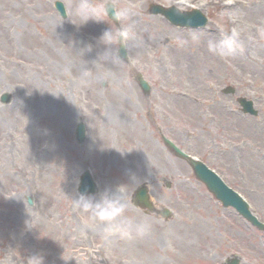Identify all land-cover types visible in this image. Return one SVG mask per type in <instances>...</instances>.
I'll use <instances>...</instances> for the list:
<instances>
[{
	"label": "rangeland",
	"instance_id": "obj_1",
	"mask_svg": "<svg viewBox=\"0 0 264 264\" xmlns=\"http://www.w3.org/2000/svg\"><path fill=\"white\" fill-rule=\"evenodd\" d=\"M55 1L0 0V96L8 95L7 103L0 102V264H31L34 255L43 264H143L147 256L149 264H221L232 254L264 264V235L255 228L260 236H253L233 209L222 208L161 139L201 159L264 221V0H113L134 9L131 22L144 41L131 44L128 60L116 64L97 56L103 47L98 38L118 23L104 17L77 27L58 15ZM60 1L69 16L76 0ZM151 3L199 8L209 22L181 30L148 14ZM159 27L165 29L160 38ZM233 30L240 43L234 56L208 50L209 38ZM193 32L202 34L199 42ZM87 45L91 52H83ZM138 72L148 93L134 78ZM227 86L235 93H223ZM238 96L252 100L258 114L240 112ZM79 121L86 133L82 144L75 141ZM139 126L154 154L129 152L127 130ZM84 170L98 191L123 185L124 219L150 225L144 238L151 252L131 254L126 237L74 208ZM132 174L151 185L131 184ZM141 185L155 206L172 212L170 218L130 202ZM177 224L200 226L198 235L187 230L195 254L184 256L165 232Z\"/></svg>",
	"mask_w": 264,
	"mask_h": 264
},
{
	"label": "clouds",
	"instance_id": "obj_2",
	"mask_svg": "<svg viewBox=\"0 0 264 264\" xmlns=\"http://www.w3.org/2000/svg\"><path fill=\"white\" fill-rule=\"evenodd\" d=\"M176 14L182 15L183 12L177 11ZM134 15L135 12L132 7L127 5L118 7L113 0H100L99 3H93V0H76V3L71 6L70 15L66 18L77 27L85 25L90 20L94 22L105 21L104 17L110 19L113 25V22L118 23L119 27H109L98 38L103 47L97 56V61L101 63L116 64L123 63L119 56V47L122 46L128 50L131 44L139 47L144 43L141 34L135 30V26L131 22ZM121 22L128 23L121 27ZM185 23L190 24L191 21L186 20ZM201 38L200 32H193V41L199 42ZM207 47L211 53L220 57L234 56L240 49L239 33L233 30L222 35L219 39L209 38ZM82 50L83 52H91L92 46L87 45ZM130 179L131 184L145 183L151 185L146 180L141 181L134 174L130 176ZM122 189L123 185L116 186L114 190L104 188L95 194L86 191L78 192L72 198V203L76 210L86 214L92 221L104 225L108 233L116 232L126 238L146 234L150 230L148 223H133L124 219L128 206V196ZM29 259L31 264H43V257L40 255L31 256Z\"/></svg>",
	"mask_w": 264,
	"mask_h": 264
},
{
	"label": "water",
	"instance_id": "obj_3",
	"mask_svg": "<svg viewBox=\"0 0 264 264\" xmlns=\"http://www.w3.org/2000/svg\"><path fill=\"white\" fill-rule=\"evenodd\" d=\"M60 1H55L54 5L61 14L62 17H65V11L64 6L61 4ZM149 11L152 14H162L167 20H169L172 24L178 25V26H184V27H203L207 20L204 18V16L198 11L193 10L191 12H183L182 15H177L176 12L178 11L175 9V7H169L164 8L162 6L159 7V5L151 4L149 7ZM111 16V13H109ZM186 20H190L191 23L187 24L185 23ZM124 48L121 46L119 47V55L121 58H125L126 54ZM138 82L141 88L144 92H147L149 90V86L144 81L141 76H138ZM234 89L228 87L224 90L225 93H233ZM0 102L6 103L8 101V95L2 94L0 97ZM238 103L240 104L242 111L244 113H250V114H257V111L254 110L252 101H248L245 98H238ZM83 123L79 122L76 126V140L78 143H82L85 137V130ZM164 142L167 147H169L171 150L174 151V153L179 157L187 158L184 153H182L173 143H171L169 140L164 139ZM188 163L191 165L195 176L201 180L209 191H211L214 196L220 200L223 204V206H232L234 207L239 214L244 216L246 219H248L253 224L259 225L260 223L252 217V215L248 212L246 204L239 198V196L234 193L231 189H229L223 182L217 177L214 173H212L210 170H208L203 164H201L198 161H194L190 159ZM80 185L78 188L79 192H88V193H95L97 191L95 182H93L90 173L87 171H84L80 178ZM169 187V184L167 185ZM135 196H134V203L135 205L143 206L149 210H153V206L150 201H148V194L147 189L144 186L139 187L137 190H135ZM160 213L168 217L170 213L167 209L160 210ZM227 264H238V260L231 259Z\"/></svg>",
	"mask_w": 264,
	"mask_h": 264
},
{
	"label": "bare ground",
	"instance_id": "obj_4",
	"mask_svg": "<svg viewBox=\"0 0 264 264\" xmlns=\"http://www.w3.org/2000/svg\"><path fill=\"white\" fill-rule=\"evenodd\" d=\"M134 19V17H132ZM139 25V24H138ZM165 29L163 27H159L158 29L154 28V31H156V36L158 38H160V36L165 34ZM184 99H188L189 98H193L192 101L196 100V98L193 97L192 94H184L182 96ZM185 99V100H186ZM99 126H98V134L99 137L103 139V134H105L106 132L104 131L103 128H105L104 125L102 124V121L99 122ZM127 133L129 135V138H131L133 145L132 148H130L129 152H133L137 154L138 149H143L145 148V150H148L150 153L155 152V148H153V145L151 143L150 138L148 137L147 132H143L142 131V127L139 126V128H132L130 130H127ZM105 147V144H104ZM103 147V148H104ZM135 149H137L135 151ZM133 223H137L136 221H134ZM181 225V224H180ZM179 224H177L176 226L171 227L170 229H167L165 232H167V234H172L174 235L175 238V242H177L181 248H182V252L184 254V256H186L187 254H195V247H194V242L188 240L187 237V230H194V234L198 235L200 226L199 225H195L193 224V226L190 225V229L189 226L186 225H182L180 226ZM144 235L141 236H137V235H133L131 238H127L128 240V247L130 249V251L132 252L131 254H135L137 256H141L140 251H150L153 249V246L146 240V238H144ZM260 246V244H258ZM114 251L117 252V246L114 247ZM136 252L138 254H136ZM151 261H153L152 258H150L149 256L145 257L142 262L143 264H149Z\"/></svg>",
	"mask_w": 264,
	"mask_h": 264
},
{
	"label": "flooded vegetation",
	"instance_id": "obj_5",
	"mask_svg": "<svg viewBox=\"0 0 264 264\" xmlns=\"http://www.w3.org/2000/svg\"><path fill=\"white\" fill-rule=\"evenodd\" d=\"M264 233V232H263ZM242 264H245V263H242Z\"/></svg>",
	"mask_w": 264,
	"mask_h": 264
}]
</instances>
